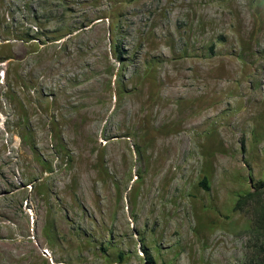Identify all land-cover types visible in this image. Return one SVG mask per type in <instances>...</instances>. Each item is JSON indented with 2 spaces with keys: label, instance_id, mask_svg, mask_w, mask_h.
Here are the masks:
<instances>
[{
  "label": "rangeland",
  "instance_id": "374dc122",
  "mask_svg": "<svg viewBox=\"0 0 264 264\" xmlns=\"http://www.w3.org/2000/svg\"><path fill=\"white\" fill-rule=\"evenodd\" d=\"M261 183L264 0H0V264H264Z\"/></svg>",
  "mask_w": 264,
  "mask_h": 264
},
{
  "label": "trees",
  "instance_id": "16d2710c",
  "mask_svg": "<svg viewBox=\"0 0 264 264\" xmlns=\"http://www.w3.org/2000/svg\"><path fill=\"white\" fill-rule=\"evenodd\" d=\"M31 15L34 16V12H32ZM31 39L33 38L31 37ZM201 184L206 189H209L208 181L206 178L201 182ZM263 187H264V183H261L258 189H263ZM248 196L257 197L254 203L255 219H254L253 232L259 238H261V241L260 244H258L260 246L257 247L255 254H264V192H262L261 194L251 193L248 194ZM145 254H146L147 264H157V261L154 259V257L149 251L145 250Z\"/></svg>",
  "mask_w": 264,
  "mask_h": 264
}]
</instances>
